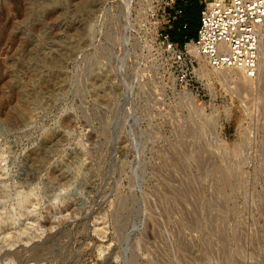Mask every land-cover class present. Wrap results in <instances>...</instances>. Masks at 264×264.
Returning a JSON list of instances; mask_svg holds the SVG:
<instances>
[{
	"label": "rangeland",
	"instance_id": "rangeland-1",
	"mask_svg": "<svg viewBox=\"0 0 264 264\" xmlns=\"http://www.w3.org/2000/svg\"><path fill=\"white\" fill-rule=\"evenodd\" d=\"M166 1L0 0V264H264V66L175 61Z\"/></svg>",
	"mask_w": 264,
	"mask_h": 264
},
{
	"label": "built area",
	"instance_id": "built-area-1",
	"mask_svg": "<svg viewBox=\"0 0 264 264\" xmlns=\"http://www.w3.org/2000/svg\"><path fill=\"white\" fill-rule=\"evenodd\" d=\"M192 0H167L165 21L171 23L183 13V6L170 14L177 2L186 5ZM200 26L195 39L183 45L172 40L163 30L159 40L164 52L179 63L185 61L187 47L193 43L198 53L216 69L241 70L250 79L259 74L261 43L264 39V0H201Z\"/></svg>",
	"mask_w": 264,
	"mask_h": 264
},
{
	"label": "bare ground",
	"instance_id": "bare-ground-1",
	"mask_svg": "<svg viewBox=\"0 0 264 264\" xmlns=\"http://www.w3.org/2000/svg\"><path fill=\"white\" fill-rule=\"evenodd\" d=\"M187 56H192V57H195L197 58V60L199 61V64H200V71L201 72H204V73H210L212 72L211 68L212 67L208 61H206L203 57L200 56V54L198 53V50L196 48V46L193 44V43H189L188 44V47H187ZM260 64H259V68H262L264 66V39L262 40V43H261V50H260ZM212 69H215L217 70V73L221 76H224V77H229V76H237L238 78H240L241 80V83L243 85H248L250 83H253V79H250L248 78L245 73L241 70H236V69H216V68H213ZM261 70V69H260ZM259 70V71H260ZM220 76V77H221Z\"/></svg>",
	"mask_w": 264,
	"mask_h": 264
},
{
	"label": "trees",
	"instance_id": "trees-1",
	"mask_svg": "<svg viewBox=\"0 0 264 264\" xmlns=\"http://www.w3.org/2000/svg\"><path fill=\"white\" fill-rule=\"evenodd\" d=\"M200 12L201 8L196 3L188 8L186 12V26L182 28L181 24L176 23L174 30L171 31L173 41L183 45L187 40L194 39L197 36V30L199 27L198 17H200Z\"/></svg>",
	"mask_w": 264,
	"mask_h": 264
},
{
	"label": "crops",
	"instance_id": "crops-1",
	"mask_svg": "<svg viewBox=\"0 0 264 264\" xmlns=\"http://www.w3.org/2000/svg\"><path fill=\"white\" fill-rule=\"evenodd\" d=\"M194 3H196L198 6H200V8L202 10L203 4H202L201 0H192V2H190V3L186 4V5H183L182 3L177 2V4L173 8H171V9L168 10V13L172 14L175 11V9L180 8V7L183 6V13L178 17L177 20L171 22L170 23V26L168 27V28H170L169 29L170 34H171V31L174 30V27H175V24L176 23L181 24V27L182 28H184L186 26V23H187V21H186V12H187L188 8L192 7V5ZM200 19H201V12H200V17H198L199 26H200Z\"/></svg>",
	"mask_w": 264,
	"mask_h": 264
}]
</instances>
